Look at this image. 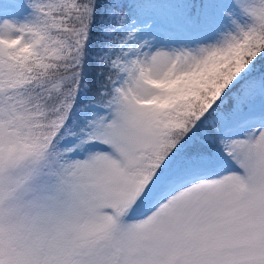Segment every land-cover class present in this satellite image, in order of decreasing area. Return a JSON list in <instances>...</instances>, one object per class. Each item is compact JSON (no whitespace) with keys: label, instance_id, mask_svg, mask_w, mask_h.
I'll use <instances>...</instances> for the list:
<instances>
[{"label":"snow or ice","instance_id":"snow-or-ice-1","mask_svg":"<svg viewBox=\"0 0 264 264\" xmlns=\"http://www.w3.org/2000/svg\"><path fill=\"white\" fill-rule=\"evenodd\" d=\"M0 264H264V0H0Z\"/></svg>","mask_w":264,"mask_h":264}]
</instances>
